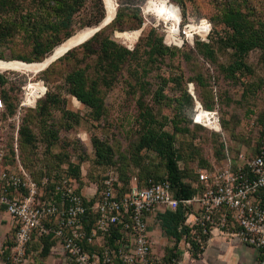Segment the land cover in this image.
<instances>
[{
	"label": "rangeland",
	"instance_id": "obj_1",
	"mask_svg": "<svg viewBox=\"0 0 264 264\" xmlns=\"http://www.w3.org/2000/svg\"><path fill=\"white\" fill-rule=\"evenodd\" d=\"M163 2L180 9L182 29L189 24H210L212 32L209 42H202L200 38L194 44L190 40H185L184 44L181 41L174 42L172 39L176 38L177 33L171 30L172 22L151 10V7L156 9ZM229 9L241 10L252 22H264V0H148L139 9L121 11L117 6L114 20L119 12H122V17L113 25H108L105 33L108 37L133 50L137 45H142V39L151 29H155L157 35L163 36L165 46L173 52L157 56V63L151 66L145 78V82H149L151 87L143 89L126 71H117L110 76L115 77L113 83L108 87H101L105 110L101 119H96L91 109L68 94L65 78L74 68L86 66L87 63L90 75L97 76L100 72L96 67L98 55L90 56L84 62V50L79 49L68 59L65 58L67 53L63 54L60 56L63 58L61 62L57 59L49 70L48 67L39 73L0 72L8 82L0 86V99L8 108V116L0 112L1 135L5 126L10 127L9 137H15L16 130H19L22 158L36 178H41L50 171L51 175H63L71 164L84 166L85 175L80 183L84 192L95 190L96 186L109 179L114 180L115 188L124 190L125 186L131 185L133 178L143 181L149 177L167 175L164 159L155 151H138L137 148L141 135L145 132L144 113L147 110L152 112L160 124H165L164 130L167 132L174 133L175 124L181 128H189L188 133L175 134L177 160L179 167L188 174L186 182L195 178L193 172L203 165L212 166L213 163L223 161L222 143L225 140L234 153L242 150L250 152L264 128V56L262 51L255 50L246 58L253 73L243 78L250 86L247 99H243L245 88L228 82L220 68L221 65H230L234 61L233 51L218 43V39L225 35L223 19ZM241 23L242 27L247 25L245 21ZM96 28L79 30L72 37ZM129 33L134 35L129 36ZM119 35L132 42L127 43ZM198 42L213 45L216 51L215 63H209L201 57ZM55 49L49 57L56 54L58 48L56 51ZM25 58L34 59L33 50L29 46L18 44L0 47L2 61H23ZM199 78L201 82L198 81ZM31 83H42L45 93L39 99L27 103ZM160 88L164 89L166 98L157 102L154 95ZM48 92L62 98L60 106H66L78 115L77 121L73 119V125H70L73 127L69 129L65 127L62 114L54 113L51 116L60 129L61 139L52 148L43 143L41 125L35 117L39 103ZM197 101L202 107L199 108ZM202 109L218 111L224 135L211 130L213 128L209 126L195 123V118ZM24 122L37 136L36 143L31 146L22 144V141L27 142L21 135ZM100 141L111 150L108 161L97 158L95 144ZM49 154L58 157L54 159ZM163 238L169 239L165 234ZM163 248L168 249L164 245Z\"/></svg>",
	"mask_w": 264,
	"mask_h": 264
},
{
	"label": "built area",
	"instance_id": "obj_2",
	"mask_svg": "<svg viewBox=\"0 0 264 264\" xmlns=\"http://www.w3.org/2000/svg\"><path fill=\"white\" fill-rule=\"evenodd\" d=\"M203 23L184 26L172 40L209 42L212 26ZM4 109L0 99V112ZM209 113L219 128L211 130L224 135L218 111ZM4 142L0 133V211L15 224L0 252L4 264H26L29 245L41 236H52L51 248L71 264H182L183 255L200 256L214 232L255 249L264 264V128L248 153L232 155L225 140L226 158L212 169H197L199 180L186 182L196 191L188 199L178 198L168 181L141 185L133 178L129 191L122 193L113 179L103 182L101 190L96 186L87 192L68 176L37 180L18 155L16 163L9 162ZM15 146L18 154L17 142ZM179 209L185 222L179 227V243L170 238L169 250L177 256L169 258L167 251H155L149 221Z\"/></svg>",
	"mask_w": 264,
	"mask_h": 264
},
{
	"label": "trees",
	"instance_id": "obj_3",
	"mask_svg": "<svg viewBox=\"0 0 264 264\" xmlns=\"http://www.w3.org/2000/svg\"><path fill=\"white\" fill-rule=\"evenodd\" d=\"M147 1L148 0H117V3L119 11H121L130 8L139 9L144 6ZM106 16L107 10L104 0H0V47L15 46L18 44L29 46L33 50L34 59L25 58L23 61L32 63L39 60V62H42L50 56L49 54H51L55 48L57 49L62 42L70 39L79 30L101 26ZM121 17L122 12H119L117 19L110 23L109 26L113 25ZM137 18H139L138 14ZM241 21H245L247 25L242 27L243 23H241ZM223 25L225 26V35L218 39V43L222 47L233 51L232 55L234 61L230 65H221L220 68L224 72V78L228 82L245 88L242 98L247 99L250 86H248L247 82L243 81V78H245L247 74L250 75L253 72L248 66L246 58L255 50L262 51V55L264 56V22L260 20H253L252 22L248 20V16L241 10L229 9L224 15ZM107 28L108 26L100 30L80 46L67 52L65 56V58L68 59L76 51L81 49L84 50L83 59L84 62H86L88 57L98 55L96 67L100 72L97 76L90 75V66L87 63L86 66H77L74 68L65 78L68 94L85 107L91 109L96 119H101L103 116L105 106L101 87H108L113 83L115 77L110 78L111 75H114L117 71H126L130 77L136 81V84H140L143 89H145V87L150 88L151 84L145 82V78L151 66L157 63V56H166L173 53L170 48L165 46L163 36L157 35L155 29H151L149 34L142 39V45H137L133 50H130L108 37L105 34ZM120 38L127 43H131V41L124 37ZM197 44L202 55L201 57L209 63H215L216 51L213 45L201 42ZM141 49L143 52H141ZM62 59L63 58H60L58 61L61 62ZM55 63L51 64L48 70ZM198 81L201 82L202 80L199 78ZM7 83L4 76L0 73V86H4ZM184 95H186V93ZM154 98L157 102L165 99L164 89H158ZM61 99L62 98L59 96L53 94V92H48L45 99L39 103L38 109L35 112V117L41 125L42 133L40 135L43 138V143L48 148H52L61 141L60 129L57 128L56 121H53L51 116L54 113L62 114V117L65 119V127L68 129L73 127L70 126L73 125V119L76 120L78 118V115L69 110L66 106H60V104H62ZM197 105L199 108L202 107L198 101ZM1 113H5L8 116V108L5 106L4 111ZM144 117L145 132L142 133L138 143V151H155L166 162L167 175L162 177H149L143 181L139 180V183L141 185H149L150 181L155 183L168 181L171 183L178 198H191L196 191L190 184L186 183L185 179L188 174L179 167L177 160L178 156L175 150V134L188 133L190 131L189 128H181L178 124H175L174 133H170L164 130L165 124H160L152 115V112L147 110V112L144 113ZM25 122L21 128V135L23 138H26L27 142L24 143L22 141V144L31 146L36 143L37 136H35L36 134L33 133ZM9 129V126H5L2 132V136H4L5 140L3 144L9 152V162L12 164L16 163V156L18 155L20 162L29 169L30 167L27 162L22 158V146L19 138L16 141V134L18 131L19 135V130H16L15 137H9ZM16 142L19 148L18 154L16 153ZM229 147L233 155L234 151L230 145ZM95 149L99 160L108 161L107 159L110 158V148H107L105 144L100 141L95 144ZM226 152L227 146L225 142H223V160L226 158ZM49 155L54 159L58 157L52 154ZM215 164L219 165L220 163H213L212 166L205 164L202 168L198 169H212ZM196 171L197 170L193 172L195 178L191 179L195 182L199 180ZM44 176L55 177L56 179L60 176H68L69 178L75 179L80 184L83 176L82 165L77 166L71 164L63 175H51L50 171L46 172ZM41 178L36 179L40 180ZM101 189L102 186L100 184L99 190ZM129 189L130 185L125 186L122 193L128 192ZM80 190H83L81 184ZM159 218L162 222L161 227L163 233L170 238H176L177 243H179L181 238L179 227L185 222L184 211L179 209L175 213L166 212L160 215ZM39 242L43 245V255L47 254L55 244V240L52 236H41ZM175 256L177 255L174 253V250H167V257L171 258Z\"/></svg>",
	"mask_w": 264,
	"mask_h": 264
},
{
	"label": "crops",
	"instance_id": "obj_4",
	"mask_svg": "<svg viewBox=\"0 0 264 264\" xmlns=\"http://www.w3.org/2000/svg\"><path fill=\"white\" fill-rule=\"evenodd\" d=\"M151 237L155 242V251L164 254L169 249L172 240L163 238L161 219L156 216L150 218ZM157 226H160V228ZM15 230L13 218L6 212L0 211V252L3 246L10 240ZM167 246L168 249H164ZM43 245L35 237L28 247L26 264H71L64 257L63 253L57 249L43 255ZM0 264H4V259L0 254ZM182 264H259L258 252L244 245L239 239L229 235L214 232L207 249L198 257L183 255Z\"/></svg>",
	"mask_w": 264,
	"mask_h": 264
},
{
	"label": "bare ground",
	"instance_id": "obj_5",
	"mask_svg": "<svg viewBox=\"0 0 264 264\" xmlns=\"http://www.w3.org/2000/svg\"><path fill=\"white\" fill-rule=\"evenodd\" d=\"M104 1L106 4V10H107V16L104 21H107V22L111 20L113 21L117 13V6H118L117 1L116 0H104ZM151 10H153L159 16H163L167 21L172 22L173 26L171 30L174 33H178L181 30V11L176 5L163 2V4L159 5L156 9L151 7ZM203 24H206V23L204 22ZM203 27L206 30V28L209 26L204 25ZM190 28L192 29L195 28V25H191ZM94 32H95V29H88V30L80 32L76 36L68 39L66 42L60 45L55 55L51 57H47L42 62L27 63L23 61H2L0 60V72L17 71V72H22V73H39L41 70H44L46 66L50 64L52 60H55L59 56L65 54L69 49L73 48L80 42L89 38L91 34H93ZM133 35L129 33V36H133ZM120 37H123V36H120ZM28 91L29 92L27 94V103L39 99L41 97V94L45 93V89L42 83H31L28 87ZM196 123L201 124V125H206L211 128L219 129L218 124L216 123V120H213L209 111H206V110H200V113L198 114L196 118Z\"/></svg>",
	"mask_w": 264,
	"mask_h": 264
},
{
	"label": "water",
	"instance_id": "obj_6",
	"mask_svg": "<svg viewBox=\"0 0 264 264\" xmlns=\"http://www.w3.org/2000/svg\"><path fill=\"white\" fill-rule=\"evenodd\" d=\"M114 21V20H113ZM112 20L111 21H109V22H107V21H104L103 22V24L101 25V26H99V27H97L96 29H95V32L93 33V34H91V36L89 37V38H87V39H85L84 41H82V42H80L79 44H77V45H80V44H83L84 42H86L87 40H89L91 37H93L96 33H98L100 30H102L103 28H105L106 26H108L110 23H112L113 22ZM72 49V48H71ZM71 49H69V50H71ZM68 50V51H69ZM67 51V52H68ZM66 52V53H67ZM62 56V55H61ZM60 58V56L58 57V58H56L55 60H52L51 62H50V64H48L47 66H46V68H48L53 62H55L57 59H59ZM45 68V69H46ZM44 69V70H45ZM41 71H43V70H41ZM40 71V72H41Z\"/></svg>",
	"mask_w": 264,
	"mask_h": 264
}]
</instances>
